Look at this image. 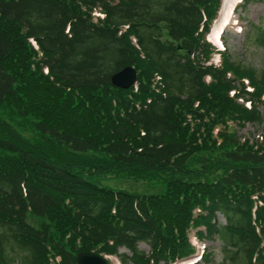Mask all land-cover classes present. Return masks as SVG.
<instances>
[{
  "label": "trees",
  "instance_id": "1",
  "mask_svg": "<svg viewBox=\"0 0 264 264\" xmlns=\"http://www.w3.org/2000/svg\"><path fill=\"white\" fill-rule=\"evenodd\" d=\"M221 1L0 0V264H172L211 238L220 262L193 264H264V136L238 134L263 121L264 64L209 39Z\"/></svg>",
  "mask_w": 264,
  "mask_h": 264
},
{
  "label": "rangeland",
  "instance_id": "2",
  "mask_svg": "<svg viewBox=\"0 0 264 264\" xmlns=\"http://www.w3.org/2000/svg\"><path fill=\"white\" fill-rule=\"evenodd\" d=\"M240 3V1H237ZM236 14L238 15V24L241 25L240 29L238 25L229 28V32L225 26L219 32L220 37H222L225 42V47L228 48L231 59L240 61L244 64H250L253 68L260 69L264 64V51L263 49L254 41V38L244 40V34L249 29V24L253 23L260 26L263 29L264 35V0L255 1L248 3L244 8L237 6ZM235 18V17H234ZM216 39V35L212 37ZM261 114L263 115V121L259 124H246L245 127L238 131V134L245 136H257L261 134L264 136V104L259 106ZM124 175V173H122ZM91 180L100 186H106L111 189H125L127 191L133 192H149V186L147 183L151 181H136L132 179L120 178L117 174L107 173V174H95L91 176ZM219 222H223V218L217 215ZM26 222L30 225H37L41 222L40 218L32 215H26ZM204 251H210L211 260L214 263L220 262L223 257V253L220 249V239L211 238L209 240L203 241ZM138 248L147 252L148 246L143 243H138ZM90 252V251H86ZM119 253H128L125 248H119ZM93 253V252H92ZM99 255V254H98ZM108 264H120L118 258L115 260L107 255ZM198 261V258H196ZM184 264V263H183Z\"/></svg>",
  "mask_w": 264,
  "mask_h": 264
},
{
  "label": "water",
  "instance_id": "3",
  "mask_svg": "<svg viewBox=\"0 0 264 264\" xmlns=\"http://www.w3.org/2000/svg\"><path fill=\"white\" fill-rule=\"evenodd\" d=\"M136 72L131 66H125L110 75V83L112 86L126 89L134 83ZM76 264H106L101 256L92 252H78L75 256Z\"/></svg>",
  "mask_w": 264,
  "mask_h": 264
}]
</instances>
